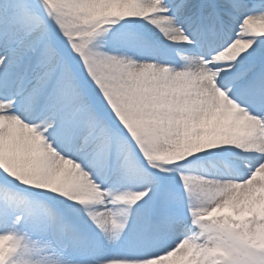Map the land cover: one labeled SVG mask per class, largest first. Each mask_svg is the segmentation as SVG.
Segmentation results:
<instances>
[{
  "label": "snow or ice",
  "instance_id": "1",
  "mask_svg": "<svg viewBox=\"0 0 264 264\" xmlns=\"http://www.w3.org/2000/svg\"><path fill=\"white\" fill-rule=\"evenodd\" d=\"M0 264H264V0H0Z\"/></svg>",
  "mask_w": 264,
  "mask_h": 264
},
{
  "label": "rangeland",
  "instance_id": "2",
  "mask_svg": "<svg viewBox=\"0 0 264 264\" xmlns=\"http://www.w3.org/2000/svg\"><path fill=\"white\" fill-rule=\"evenodd\" d=\"M187 171L191 172L192 174L200 175V176H206L208 173L212 172V169L205 164L203 168L200 167H191L187 169ZM221 214H231L228 211H224Z\"/></svg>",
  "mask_w": 264,
  "mask_h": 264
},
{
  "label": "bare ground",
  "instance_id": "3",
  "mask_svg": "<svg viewBox=\"0 0 264 264\" xmlns=\"http://www.w3.org/2000/svg\"><path fill=\"white\" fill-rule=\"evenodd\" d=\"M224 211H228V212H230V213H231V210H230V209H228V208L224 209Z\"/></svg>",
  "mask_w": 264,
  "mask_h": 264
}]
</instances>
